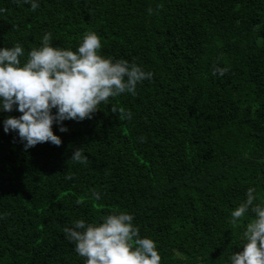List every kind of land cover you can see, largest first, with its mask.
<instances>
[{
  "label": "trees",
  "instance_id": "16d2710c",
  "mask_svg": "<svg viewBox=\"0 0 264 264\" xmlns=\"http://www.w3.org/2000/svg\"><path fill=\"white\" fill-rule=\"evenodd\" d=\"M37 2L0 0V48L19 43L22 64L47 33L75 51L93 31L101 55L153 76L90 119L63 121L66 132L55 123L60 146L25 150L4 132L22 113L0 111V264H85L64 229L120 212L161 264H231L255 215L233 225L231 212L249 188L264 203V0ZM77 148L86 163L71 160Z\"/></svg>",
  "mask_w": 264,
  "mask_h": 264
},
{
  "label": "clouds",
  "instance_id": "9594fccd",
  "mask_svg": "<svg viewBox=\"0 0 264 264\" xmlns=\"http://www.w3.org/2000/svg\"><path fill=\"white\" fill-rule=\"evenodd\" d=\"M24 3H30L32 11L39 7L37 0ZM3 11L6 9H0ZM102 46L101 37L93 31L83 35L75 51L54 47L51 33H47L42 45L33 48L23 64L24 49L19 43L0 48V111L11 112L15 107L22 113L4 120V132H17L25 150L48 142L60 146L62 139L53 130L55 123H60V131L66 132L63 121L90 119L109 98L123 93L135 95L137 84L152 78L153 73L136 63L101 55ZM227 72L226 67H213V75ZM112 112L118 113L120 119H131V112L125 113L123 108L112 106ZM71 160L86 163L87 157L77 148ZM91 191L93 198H101L98 191ZM255 192V188H249L246 200L231 212L233 225L249 211L255 214L243 233L242 251L231 255V264H264V203H255ZM133 220L129 213H113L100 223L77 220L64 232L75 251L85 258V264H161L156 242L140 238Z\"/></svg>",
  "mask_w": 264,
  "mask_h": 264
}]
</instances>
